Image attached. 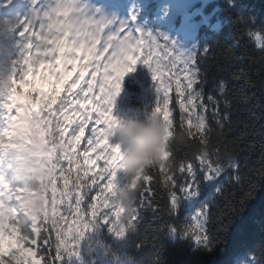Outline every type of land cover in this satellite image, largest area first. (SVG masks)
Here are the masks:
<instances>
[{
	"label": "snow or ice",
	"instance_id": "1",
	"mask_svg": "<svg viewBox=\"0 0 264 264\" xmlns=\"http://www.w3.org/2000/svg\"><path fill=\"white\" fill-rule=\"evenodd\" d=\"M59 2L61 8L57 9V0H43L46 7L42 6V0H31L30 15L12 29L17 37L15 44L7 49L0 47V140L5 143V136H15V140L22 139L25 133L40 127L38 118H41L47 120L52 150L51 166L45 182L39 188H24L30 195L17 203L11 201L13 193L19 188V182L12 178V172L6 170L5 165L0 162V166H3L0 167V183L3 184L0 188V264H26V257L37 255L39 259L33 260L32 264H40L41 261L43 264H82L80 245L89 231L106 227L117 238L132 241L144 211L148 208L159 210V205L153 199L155 190L147 187L149 182L156 179L157 183L162 184L171 201L164 211L172 216L179 213V205L183 201L199 196V173H203L202 179L207 182L215 180L224 171V165L219 159L212 160L214 153L208 148L212 144V129L204 115L208 105L216 106L218 101L208 95V103L204 102L202 73L195 51L182 52L166 37L158 38L139 30L133 22L134 18L133 21L118 23L114 18L98 15L99 9L91 12L81 0L76 3L77 12L61 24L60 18L69 12L64 11V6L67 5L65 0ZM229 3L234 6V0H229ZM56 11H60L59 17ZM42 14L48 19L56 20L59 30L49 29L48 19H42ZM83 16L97 19L99 23L86 32L79 23ZM250 22L255 23L254 20ZM101 25L108 30L104 33L100 50L97 51ZM122 32L125 33L123 36ZM137 32L143 35L137 37ZM143 40L148 41V49L142 64L149 69L157 93L156 104L150 113H146V117L158 119L171 133L176 132L168 107V91L174 86L177 93L174 99L177 102L183 101L179 103L180 128L189 139L196 142L195 159L199 160L200 167L198 170L194 159L187 155L177 159L174 150L165 152L163 159L173 160L174 165H160L149 169L142 177L141 188L133 206L127 208L117 198L120 187L119 161L122 157L120 145L112 139L118 126L113 109L121 92L123 78L135 71L139 59L136 53ZM161 40L163 44L158 43ZM109 47L111 53L105 57ZM156 48L171 50L179 56L169 60L167 64H163L159 58L150 64ZM208 51L210 47L206 45L203 52L207 54ZM101 57H104L105 63L93 65L91 78L85 81L84 76L89 71V65L85 61H99ZM177 63L182 65L180 70L158 82L157 74L164 76L161 68L173 71ZM101 67L104 69L103 83L99 87L100 95L96 96L93 94V85L100 83L96 77ZM74 74L75 78H72ZM82 82L84 87H80ZM45 83L51 86L50 93L42 90L41 85ZM56 85H60V91L65 95L52 112L48 110L57 103L60 95ZM78 87L80 90L77 92L75 90ZM24 89L29 91L25 92ZM219 91L221 95L225 92L223 82L219 84ZM90 100L98 106L87 110ZM100 102L104 105L102 108L99 106ZM38 105L40 111H36ZM92 112H98V115L93 117ZM158 113L162 115V120ZM184 113L188 115L185 116ZM213 116L217 126L223 129L224 119L227 117H221L215 108ZM89 120L92 122L91 126ZM73 124L76 126L72 127ZM86 129L88 135L85 146L79 154L73 155L81 139L85 137ZM92 153H96L94 158ZM216 154L218 155V151ZM228 159L231 161V155H228ZM101 160L103 164L99 167L98 175H92L89 179L93 166ZM73 172L76 173L74 179ZM177 172L180 174L179 178L176 176ZM234 178L237 183L240 182L238 174ZM60 181L63 182L64 190L57 196ZM70 183L72 187L69 189ZM146 192L149 193L148 196L145 195ZM250 194L251 192L248 193ZM242 204L243 201L240 206ZM229 206L235 208L234 204ZM122 212H126L123 218ZM6 217L13 225L11 239L16 240L17 251L11 255L3 244ZM69 219L74 227L68 226ZM199 242L207 244L209 238L205 236ZM37 244L38 251H33V246ZM134 246L140 245L135 242ZM11 247L13 245L9 244V249Z\"/></svg>",
	"mask_w": 264,
	"mask_h": 264
},
{
	"label": "trees",
	"instance_id": "2",
	"mask_svg": "<svg viewBox=\"0 0 264 264\" xmlns=\"http://www.w3.org/2000/svg\"><path fill=\"white\" fill-rule=\"evenodd\" d=\"M143 6L154 8V0H145ZM214 7L218 8L216 13ZM198 8L212 22H218L219 29L202 25L201 16H197L202 26L195 39L182 41L183 50L195 51L202 73L204 102L208 103V95L218 101L216 106L209 104L204 115L212 129V144L208 146L214 153L212 160L219 159L224 171L207 182L199 173V196L183 201L179 213L172 216L164 211L171 203L169 195L154 179L147 187L155 190L153 199L159 210L144 211L132 241L115 240L107 228H97L83 238L80 253L91 252L88 245L101 241L106 257L115 260L125 254L129 264H264V0H234V6L229 0H203ZM179 15L187 14L179 9ZM206 45L210 47L207 54L203 52ZM221 82L225 85L223 95L219 91ZM133 87L136 89L135 84ZM176 95L174 86L170 87V119L176 132H180L179 103L183 101L177 102ZM136 102V98L131 99L137 116L143 119L146 116ZM214 108L221 117H227L223 129L217 126ZM158 115L162 120V115ZM195 144L189 139L187 144L174 147V151L177 159L186 155L194 159L199 170ZM236 174L239 183L234 178ZM176 176L179 178L180 174L177 172ZM68 226L74 227L71 219ZM205 236L209 243L200 244ZM135 242L140 246L135 247ZM38 248L39 244L33 246V251ZM36 258L39 256L26 257V264H32Z\"/></svg>",
	"mask_w": 264,
	"mask_h": 264
},
{
	"label": "clouds",
	"instance_id": "3",
	"mask_svg": "<svg viewBox=\"0 0 264 264\" xmlns=\"http://www.w3.org/2000/svg\"><path fill=\"white\" fill-rule=\"evenodd\" d=\"M114 136L121 149L117 198L131 208L141 188L142 177L154 166L172 167L173 160L163 159L164 153L189 141L184 131L174 134L155 118L118 120Z\"/></svg>",
	"mask_w": 264,
	"mask_h": 264
},
{
	"label": "rangeland",
	"instance_id": "4",
	"mask_svg": "<svg viewBox=\"0 0 264 264\" xmlns=\"http://www.w3.org/2000/svg\"><path fill=\"white\" fill-rule=\"evenodd\" d=\"M166 1L167 0H160L162 4L161 19H162L163 13L166 12L167 14L166 19H162V20H164L163 23L166 24L168 28L171 30L174 25V19L177 16L176 7L177 6L186 7L187 1L186 0H168L167 5L164 6ZM197 12L198 11H194L193 13L189 14L190 16L184 20L182 26L180 27L179 30L182 31L185 35L193 34V32L195 31L194 27L192 26L193 24H191V19L194 16V14H196Z\"/></svg>",
	"mask_w": 264,
	"mask_h": 264
},
{
	"label": "bare ground",
	"instance_id": "5",
	"mask_svg": "<svg viewBox=\"0 0 264 264\" xmlns=\"http://www.w3.org/2000/svg\"><path fill=\"white\" fill-rule=\"evenodd\" d=\"M166 3H168V2L166 1Z\"/></svg>",
	"mask_w": 264,
	"mask_h": 264
}]
</instances>
